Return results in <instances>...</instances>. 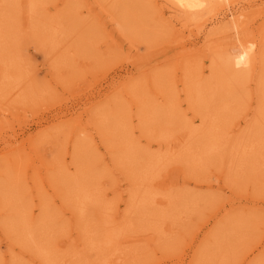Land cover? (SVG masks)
<instances>
[{"label":"rangeland","instance_id":"374dc122","mask_svg":"<svg viewBox=\"0 0 264 264\" xmlns=\"http://www.w3.org/2000/svg\"><path fill=\"white\" fill-rule=\"evenodd\" d=\"M250 16L255 35L264 7ZM179 30L154 0H0V264H46L38 243L54 264H264V160L241 152L264 137V63L222 112L228 93L209 102L230 75L214 65L222 34ZM214 124L225 144L196 163ZM160 155L151 189L184 195L168 218L169 204L141 205V170ZM74 176L98 198L85 213Z\"/></svg>","mask_w":264,"mask_h":264},{"label":"bare ground","instance_id":"6f19581e","mask_svg":"<svg viewBox=\"0 0 264 264\" xmlns=\"http://www.w3.org/2000/svg\"><path fill=\"white\" fill-rule=\"evenodd\" d=\"M154 1L156 6L164 10L165 13L170 14L171 20L180 25L179 32H181L183 35L185 34L184 32L186 30L189 31L188 35H198V33H201V36L204 37L203 41L206 43L207 41L216 40L211 38V35L222 34L217 39L222 43L221 45L223 49L221 52H218L214 65L217 67L215 70L218 69L221 72L224 71V73L230 72V75H226L225 78L223 75L217 73V75L214 77V81L210 82V90H212V92L210 93L211 96L209 98V102L215 103L217 101V93L218 95L228 93L227 97L229 99L225 98L220 104L222 112H230L235 110V108H232L231 106L233 101L231 99L235 90L238 88V86H242V84L247 81V78H250V81H256L259 66L264 63V26L262 27V30L258 31V33L255 35L252 28L250 27V23L254 20L250 16L251 9H253L255 6L264 7V0H260L259 2L256 0ZM31 2L30 10L32 11L31 14H34V12L39 8L40 4L36 3L35 1ZM51 27L53 29L52 33L54 37L58 38L63 34V36L57 40L64 38V33H66V30L63 27L57 26L56 24H52ZM91 41L93 42V40ZM261 82H259V84H263ZM200 91V87L196 89V92L194 89L189 90L190 93H193L190 96L195 102L199 99L196 94H199ZM101 95L102 94H99V97H101ZM94 103L98 102L95 101ZM248 115L249 114H247L246 117ZM58 118H61V116L57 117V119ZM262 125L263 123L261 126ZM216 126L217 125L214 124V127L210 128L211 134L209 138L206 139L207 141L205 143L203 142L202 147L200 146L201 148L198 147L197 150L192 147V151L188 152V156L192 157L191 160L196 163L204 164L212 154L219 151V149H221V147L225 144V137H223L222 134L218 135L219 132L215 129ZM251 126V123H248L246 127L251 129ZM184 136L185 135H182L180 138H178V142H182ZM259 138L260 139L254 143L251 142L245 144L241 148L242 154L248 155L251 153L254 154V156L258 155L263 157L264 160V137L261 138V136H259ZM167 161V156H155L151 161H149V164L144 166L141 170V179L144 180V184L147 186L144 188V192H142L141 205L146 206L152 203H157L160 205L169 204L168 208L164 209L166 218L171 216V211L176 210V207L184 199L183 194L167 195L165 192L161 193L151 189L150 181L156 178L160 167ZM73 179H75L76 182V196L80 202L79 211L81 213H85L88 209V204H90V202H96L98 198L92 192V189H89L90 187H88L86 180H81L79 176H74ZM19 215L23 219L18 218ZM19 215L17 216L16 221H18V219H21V221L17 224L23 228H26L27 226L24 221V214L19 213ZM246 217L247 219L243 220L242 223L250 221L249 217ZM23 222L25 223L24 226ZM14 224H16V222H14ZM255 224H257V222ZM263 229L264 218L259 221L255 230H257L258 233H261L263 232ZM35 232L36 230L34 229L33 225H31L28 228L27 234L29 236V240L35 239ZM112 241L113 234L110 233L106 235L104 240H92L91 242L96 246H108L112 243ZM103 242L104 244H102ZM204 242H206V240ZM246 242L247 237L244 243ZM38 245V251H40L47 260L46 264H54V258L51 256V252H48L44 244L38 243ZM253 252L254 250L248 252L247 256L243 259V263L251 256ZM196 253L198 255V259L202 257L201 252L198 251ZM222 255L223 257L221 258V261L228 263V253H222ZM119 258L120 256L116 257V259ZM230 263H232V260Z\"/></svg>","mask_w":264,"mask_h":264}]
</instances>
